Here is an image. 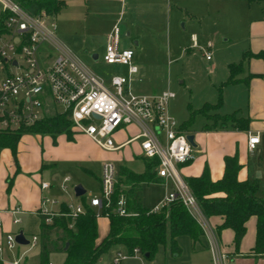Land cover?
Wrapping results in <instances>:
<instances>
[{"label":"crops","instance_id":"crops-1","mask_svg":"<svg viewBox=\"0 0 264 264\" xmlns=\"http://www.w3.org/2000/svg\"><path fill=\"white\" fill-rule=\"evenodd\" d=\"M85 6L84 26L86 29L91 28L97 31L103 28L104 34L108 35L115 25H119L122 34L126 32L133 36V40L125 48L133 50L132 62L137 66V72L129 76L128 87L130 91L137 94L155 95L164 91L152 89L148 85L151 80L146 71L156 65L151 64L153 63L151 59L142 56L145 51L154 50L158 45L157 31L161 25L166 23L169 28L171 20L181 12H184L185 16H189L191 20L198 21L201 29H204V20L205 23L208 21L209 25H212L211 32L205 33L208 37L206 44L200 45L197 36L193 35L189 49H199V47H205L210 43V51L214 47L219 51L218 62L211 64L212 70H215L218 64L222 66L220 77L223 78L220 80L221 105L219 111L223 114L237 113L240 117L248 118V128L213 126L206 128V125L210 123L206 118V122L202 126H197L192 131L188 130L193 125V123L190 124L184 129L188 133L194 134L196 143V146L193 147L194 157L186 164L181 165L179 171L185 180L187 177L199 176L207 169L210 179L216 181L223 176L224 157L235 155L240 164L237 173L238 179L258 183L257 194L264 197V55H259L264 52V1L248 3L244 0H85ZM100 16L101 19H104L101 22L104 23L102 28L99 24ZM145 29H149V36L146 35ZM148 38H151L152 41L149 42ZM106 42L107 36L104 45L101 46L104 50ZM73 44L79 49H90L95 65L102 63L107 66H121L126 71L123 75L128 76L125 65H109L99 57L96 52L98 47L96 40L83 38L78 41V39H74ZM212 59L211 55V58L207 60L211 61ZM239 61L242 62V69L236 75L238 80L234 83L224 84L229 75L228 64ZM223 67L224 72H222ZM111 76L110 74L106 77L108 84ZM138 130L139 128L135 124L118 130L114 135L116 144L121 145L132 139ZM249 133L259 135V142L252 150L248 149L247 144ZM37 139L40 144L36 142ZM83 143L95 146L100 151L104 150L98 145H94L93 141L83 134H71V138H69L67 134L60 133L57 135L56 142H53L51 136L37 134L35 139L28 132L22 134L15 155L9 148L0 149V243L4 242L6 232L22 231L25 239L28 238L27 229L23 227L22 220V216L27 214L39 218L38 230L30 236L39 234L40 217L36 211L40 207L42 196L58 199L60 205L54 206L55 208H61L62 203L70 200L81 202L82 195L76 196L74 189L72 193L69 192V189L66 193L61 191L59 183L65 176L70 180L75 177L74 174L78 167L86 172L90 171L86 165L92 162V158L84 150ZM133 143L135 145L131 147ZM120 150L125 153V155L123 154L124 158L120 159L133 161L138 158L143 163V169L139 172L125 167L136 173H141L144 170V160L140 154L138 139L131 140L121 148L109 152ZM77 179L82 183L81 178ZM42 182H49L51 187L49 189L41 188ZM150 183L163 186L160 178ZM171 188V182H168L166 189L164 187L166 191ZM138 189L136 197L141 203ZM164 194L159 195L155 202H159ZM83 199L88 201L85 196ZM14 207H20L23 211L20 214L21 222L19 224L12 223V214L9 210ZM100 219L104 220L105 228L101 234L104 237L108 231V218L105 216L98 218V232ZM207 219L210 224L212 223L214 229L221 222L219 216ZM245 225L246 232L237 248L233 243L231 229L225 228L220 234H217L220 251L226 256V258L220 259V264H264V256L252 253L255 243L256 217L248 218ZM101 237L98 234V240L103 238ZM180 237L177 238V242L181 252L179 255L170 254L171 256H180L183 251ZM188 239L194 259L185 264H213L212 254L205 238L202 236L195 244L189 237ZM20 246L27 247L24 244ZM34 247L39 249V240ZM119 249L125 250L123 247H119ZM205 252L208 255V262L199 263L195 256Z\"/></svg>","mask_w":264,"mask_h":264},{"label":"built area","instance_id":"built-area-1","mask_svg":"<svg viewBox=\"0 0 264 264\" xmlns=\"http://www.w3.org/2000/svg\"><path fill=\"white\" fill-rule=\"evenodd\" d=\"M0 11L6 13L0 29V131L18 130L32 125L44 115L65 113L71 122L72 133L87 136L104 150H117L138 139L141 156L157 159L156 175L165 189L168 182L172 185L163 198L149 208V212H158L179 200L199 222L213 264H220V259L226 256L220 251L217 233L179 171L181 165L194 157V152L187 139L188 132L169 114L168 103L175 95L168 89L155 95L130 91L129 76L137 72V66L132 62L133 50L119 45L120 26L115 25L107 35L102 60L109 65H125L128 76L113 74L108 86L60 41L55 16L31 14L16 0H0ZM210 46L208 43L199 47L208 60L211 58ZM130 124L138 126V133L117 145L114 135ZM258 142L257 133L248 134L249 150ZM115 178L114 163L104 162L102 195L91 196L87 201L95 209L97 218L102 216L100 207L103 202L109 204ZM70 181L69 177H63L59 183L60 190L68 192ZM50 187L49 182L41 183L43 189ZM56 205H60L58 199L42 196L36 214L48 223L56 216L74 220L85 213L81 202H65L64 211L55 208ZM124 205L125 199L121 196L116 211L121 215H131ZM9 211L12 223L19 224L22 209L14 207ZM17 233L6 232L4 242L0 243L2 264H22L26 251L38 242V235L33 234L26 238L28 243L24 245L28 248L20 252L18 247L23 244L16 241ZM139 253L137 248L132 253L118 250L111 263L121 264Z\"/></svg>","mask_w":264,"mask_h":264},{"label":"trees","instance_id":"trees-1","mask_svg":"<svg viewBox=\"0 0 264 264\" xmlns=\"http://www.w3.org/2000/svg\"><path fill=\"white\" fill-rule=\"evenodd\" d=\"M22 8L31 14L45 13L56 16L65 6L64 0H16ZM248 3L259 0H244ZM6 13L0 11V29ZM263 56L264 52L259 53ZM242 69V62L228 64L229 75L224 84L238 80L236 75ZM221 94L215 103H205L201 108L192 110L189 119L181 127L186 128L194 121L196 113L202 114L210 123L206 128H248V118L240 117L237 113H228L218 117L208 116L206 109L212 106L220 107ZM71 122L65 113L44 115L32 125L14 131H0V149L9 148L13 155L22 134H48L53 141L60 133L71 138ZM144 170L136 173L131 169L120 166L116 172L117 181L113 183V192L109 204L103 202L100 207L102 216L108 218V231L98 240V218L95 209L91 208L83 199L85 213L74 220L56 216L50 222L40 217L39 264H49L52 253L64 252L63 264H96L102 254L112 247H123L132 253L137 248L146 260H151L157 251L162 248L170 254L179 255L181 248L177 238L187 236L192 243H196L203 236L202 228L194 215L179 201L171 202L158 212H149L136 197V191L142 183L157 180L156 158H146ZM240 164L235 155L224 157V173L216 181L210 179L207 169L199 176L187 177L190 191L207 218L221 217V222L215 226L217 234L229 228L233 231V243L238 247L246 232V221L251 216L256 217L255 243L252 247L254 255L264 256V197L258 196V183L249 180H239L237 177ZM118 175V176H117ZM123 196L125 209L131 215H121L116 209L118 200ZM62 211L66 210L62 203ZM72 224V225H70ZM148 255L145 257V255ZM1 264V262H0Z\"/></svg>","mask_w":264,"mask_h":264},{"label":"rangeland","instance_id":"rangeland-1","mask_svg":"<svg viewBox=\"0 0 264 264\" xmlns=\"http://www.w3.org/2000/svg\"><path fill=\"white\" fill-rule=\"evenodd\" d=\"M85 13V0H65V7L56 14L57 37L94 73L103 77L105 83L109 86L106 77L110 74L123 75L126 72L125 68L121 66H107L102 63L95 65L90 49H79L78 46L73 44L74 39H78V41L83 38L96 40L98 46L96 52L102 58L104 49L101 46L104 45L105 37L107 36V34H104V29L102 28L104 23H101L104 19H101L100 16L101 21H99V24L102 30L98 29L95 31L96 29H86L84 26ZM89 26L91 25L89 24ZM199 26L198 21L191 20L189 16H185L184 12H181L171 20L169 28L165 23L158 29L156 38L158 45L155 46L154 50L148 49L149 51H145L142 54L144 58L151 59L153 62L151 64L156 65L151 67L152 69L148 68V71H146L148 78L151 80L148 85L152 89H158L160 91L168 89L174 93L175 96L169 101L168 111L180 125L189 119L192 110L201 108L205 103L216 102L220 94V80L223 78L220 77L222 66L218 64L215 70H212L211 67L213 62H218L220 58L219 51L215 47L212 48L211 55L213 59L208 61L201 50L197 48L189 49L193 35H196L198 43L204 46L208 38L205 33H210L212 30V25H209L208 21L205 23V20L203 24L204 29H201ZM145 30L146 35L149 36V29ZM132 40L133 36L125 32L120 35L119 45L121 48H125ZM148 41L150 42L152 39L148 38ZM222 72H224V67ZM57 109L61 108L57 107ZM206 111L208 116L212 118L224 115L215 106L207 108ZM205 122V117L202 114L196 113L194 115L193 125L188 130L192 131L197 126H202ZM30 135L35 137V139L37 137V134L34 133H30ZM72 135H75V133H72ZM56 138L57 136L53 142H56ZM36 142L39 143V140L37 139ZM93 144L96 145L94 142ZM82 145L84 150L92 158V162L86 165L90 171L86 172L78 167L74 174L75 177L69 183V192L72 193L76 185H82L86 189L84 195L86 199H89L91 196L100 197L102 195L104 162H113L117 173L120 165L127 166L137 172L143 169L141 159L135 158L133 161L120 159L124 158L125 153L123 150L114 152L100 151L95 146L85 143ZM134 145L135 143L131 144V147ZM77 178H81L82 183ZM116 181L117 178H115L114 183ZM165 192L164 187L157 183H143L138 189V196L143 206L150 208L156 204L155 199ZM22 217L23 227L27 229V237H31L30 235L38 230L39 218L32 214H27ZM103 221V219L99 220V237L102 236L101 234L105 228ZM180 245L183 249L180 256H171L167 250L160 248L151 260H146L139 253L135 257L133 256L124 260L122 264H185L189 260L194 259L193 253L189 248V239L187 236L180 237ZM27 248L20 246L19 251L22 252ZM118 250H121L118 246L112 247L109 251L102 254L96 264H111V259ZM195 257L199 263L208 262L206 252L200 253ZM64 258V252H56L50 255L49 261L51 264H63ZM22 264H39L38 247H33L26 251Z\"/></svg>","mask_w":264,"mask_h":264},{"label":"water","instance_id":"water-1","mask_svg":"<svg viewBox=\"0 0 264 264\" xmlns=\"http://www.w3.org/2000/svg\"><path fill=\"white\" fill-rule=\"evenodd\" d=\"M96 117H98V115H95ZM187 139L189 140V142L191 143L192 147L196 146V143L194 141V134L193 133H188L187 134ZM74 193L76 196H81L85 193V189L81 186V185H76L74 187ZM15 239L19 244H27L28 241L25 239V236L23 234L22 231H19L16 235H15ZM148 256L147 254L145 255V257Z\"/></svg>","mask_w":264,"mask_h":264}]
</instances>
